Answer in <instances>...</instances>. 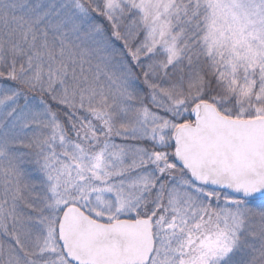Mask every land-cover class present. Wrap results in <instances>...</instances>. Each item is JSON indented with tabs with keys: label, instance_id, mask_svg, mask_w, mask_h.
Instances as JSON below:
<instances>
[{
	"label": "snow or ice",
	"instance_id": "snow-or-ice-1",
	"mask_svg": "<svg viewBox=\"0 0 264 264\" xmlns=\"http://www.w3.org/2000/svg\"><path fill=\"white\" fill-rule=\"evenodd\" d=\"M0 264H264V0H0Z\"/></svg>",
	"mask_w": 264,
	"mask_h": 264
}]
</instances>
